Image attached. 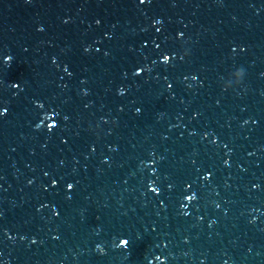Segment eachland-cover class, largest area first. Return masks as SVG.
Masks as SVG:
<instances>
[{
    "label": "water",
    "instance_id": "1",
    "mask_svg": "<svg viewBox=\"0 0 264 264\" xmlns=\"http://www.w3.org/2000/svg\"><path fill=\"white\" fill-rule=\"evenodd\" d=\"M0 264H264V0H0Z\"/></svg>",
    "mask_w": 264,
    "mask_h": 264
},
{
    "label": "clouds",
    "instance_id": "2",
    "mask_svg": "<svg viewBox=\"0 0 264 264\" xmlns=\"http://www.w3.org/2000/svg\"><path fill=\"white\" fill-rule=\"evenodd\" d=\"M16 85H13V87H15Z\"/></svg>",
    "mask_w": 264,
    "mask_h": 264
},
{
    "label": "snow or ice",
    "instance_id": "3",
    "mask_svg": "<svg viewBox=\"0 0 264 264\" xmlns=\"http://www.w3.org/2000/svg\"><path fill=\"white\" fill-rule=\"evenodd\" d=\"M142 2H143V0H142ZM69 187H71V186H69Z\"/></svg>",
    "mask_w": 264,
    "mask_h": 264
}]
</instances>
